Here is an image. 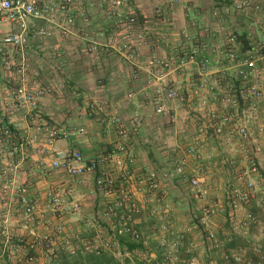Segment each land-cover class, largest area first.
Listing matches in <instances>:
<instances>
[{
	"label": "crops",
	"instance_id": "crops-1",
	"mask_svg": "<svg viewBox=\"0 0 264 264\" xmlns=\"http://www.w3.org/2000/svg\"><path fill=\"white\" fill-rule=\"evenodd\" d=\"M127 2L136 13L137 29L145 34V42L139 48L134 62L127 60L109 42L114 36L115 26L105 16L107 0H74L69 10L76 21L74 26H69L57 14L58 26H53L50 36L38 38L28 35L27 38L26 56L31 71L38 73L34 78L31 71L28 72L30 83L55 86L51 93L40 99L43 118L67 130L82 127L84 133L60 136L51 145L42 136L36 137L26 148L18 179L28 184L38 195V213L35 217L42 214L50 223L51 230L54 225H61L64 233L73 237V253L82 256L94 254L84 248V240L113 239L110 222L102 217V212L109 203L121 200L124 185L116 165L105 160L102 168L108 166L115 179L113 194L106 197L99 191L91 193L94 181L92 173H87L81 183H76L62 171L50 168L53 150H77L87 163L105 158L120 140L118 125L128 124L134 115L141 117L139 133L131 136L129 142L130 151L136 155V161L128 166L134 178V187L130 189L135 201L143 209L136 218L135 226L147 236V249L151 256H158L161 223L166 222L173 228L197 223L199 207L204 201L212 200L221 205L224 190L232 183L239 167L240 154L238 145L220 142L209 132L199 131L200 112L193 109L196 99L190 98L188 83V79L195 77V64H189L182 70L167 71L165 80L177 84L185 99L168 102L167 114L155 113L152 98L158 88V71L151 61L155 58H172L180 52L181 44L185 43L188 47L199 48V54L208 56L220 71L231 65L217 51L227 34H237L235 48H246L249 43L264 36V0H251L259 7L251 5L242 11L235 8L233 0ZM215 13L220 17H216ZM37 23L39 26L48 24L44 20H37ZM8 30V26H0V38ZM92 42L99 44L97 52L87 51V46ZM8 51L10 57L19 63L20 51ZM219 74H213L212 77L219 78ZM6 75L0 60V105L10 108L12 105L10 93L6 89ZM17 83V80L13 82L14 85ZM11 120L19 128L29 127V131L34 132L31 121L21 111H14ZM191 146L199 149L203 155L200 161L191 163L192 173L202 176L198 193L192 191L188 183L164 176L165 172L172 170L181 153ZM3 159L0 156V160ZM148 170L157 172L160 181L158 189L150 188L145 181L140 182ZM56 191L62 206L53 208L48 199ZM248 208L257 212L256 208ZM153 209L158 210L157 215L152 214ZM5 210V207H0V212ZM52 210L55 213L50 212ZM10 218V227L13 225L11 230L14 232L13 246L20 240L33 238L28 232L30 229L23 224L18 207L11 208ZM212 224L223 248L237 247L229 246L226 234L230 224L224 214L215 216ZM28 225L38 234L43 232L42 226H35L34 223ZM263 227L264 214L260 213L258 224L251 226L245 233L233 236H237L242 245L258 243L264 249ZM62 236H55L54 250L61 245ZM118 242L119 250H130L128 256H119L116 250H102L94 256L106 257L116 264H148L147 255L143 252L145 247L129 249L128 243H132V240L127 237L118 239ZM48 253L38 245L34 264H48L52 256ZM23 256L24 252L17 253L14 249L5 252L0 240V264H18ZM219 258V252L208 249L204 233L195 227L185 235L179 260L175 264H191L192 260L194 264H219Z\"/></svg>",
	"mask_w": 264,
	"mask_h": 264
},
{
	"label": "built area",
	"instance_id": "built-area-1",
	"mask_svg": "<svg viewBox=\"0 0 264 264\" xmlns=\"http://www.w3.org/2000/svg\"><path fill=\"white\" fill-rule=\"evenodd\" d=\"M237 10H245L253 5L251 0H233ZM74 0H0V26H8L9 30L0 38V60L6 75V89L10 93L12 107L0 105V235L5 248H11L13 233L10 229L11 208L18 207L25 227L30 223L43 228L38 234L33 228L28 232L33 238L24 242L27 251V263L36 261L35 250L44 244L48 250L55 245V236H62L61 246L73 253V237L63 231L61 225H54L52 233L50 223L36 211L38 195L31 187L20 182L18 172L22 168L26 148L36 137H43L49 145L60 136L69 133L83 134L84 128L73 127L67 130L45 120L39 107L40 99L51 93L55 86L30 83L28 72L31 71L26 51L28 35L46 38L53 33V26H58L57 14H60L69 26L75 25V18L69 14ZM105 16L113 21L114 36L109 40L112 47L127 60L134 62L139 48L145 42V34L137 29V16L127 0H107ZM216 17H220L215 13ZM86 20V17H84ZM37 20L48 24L39 26ZM237 34L231 32L225 36L221 47H217L226 59L229 67L218 70L208 56L200 55L199 48L181 44L180 52L172 58H155L151 63L158 71V88L153 96L156 114L168 113V102L184 100L183 91L175 83L165 80L169 69L182 70L189 64H195V77L188 79L190 98H195L193 109L200 112L199 131L209 132L216 140L227 144H236L239 150L238 168L231 184L224 190L223 203L218 205L206 200L199 207L200 216L197 223L173 228L168 223H161L158 238L159 255L151 256L148 239L136 228V218L142 214V206L135 201L131 191L133 176L128 166L136 161V155L130 151L131 136L139 133L141 117L134 115L128 124H119L117 134L119 142L105 158L89 163L81 152L63 148L53 150L50 168L60 170L76 183H81L87 173L94 175L90 192H101L110 197L113 194L115 179L109 167L102 168L106 160L116 165L122 184L121 200L109 203L102 212V217L110 222L114 232L113 239H90L83 242L85 248H93V252L116 250L119 256H128L130 250H119L117 235L129 234L133 240L140 242L148 264H175L180 257L185 235L197 227L204 233L208 249L219 252L221 264H264V249L258 243L241 245L225 249L218 241L212 221L218 214H224L230 224L226 234L228 241L234 234L245 233L251 226L259 223V214H264V36L256 42L249 43L246 48H235ZM98 43L92 42L87 51L97 52ZM233 45V46H232ZM203 47V46H201ZM18 49L21 54L19 63L9 55L8 50ZM34 78L37 72H32ZM220 73V74H219ZM219 74V78L212 77ZM17 80L16 85L13 82ZM19 110L31 121L34 132L29 127L19 128L12 120L14 111ZM129 125V126H128ZM203 155L196 147H188L178 157L172 170L165 172V177H172L179 182L188 183L191 190L199 192L202 176L193 174L191 163L200 161ZM233 165V163H230ZM145 181L152 189H158L159 176L154 170H148L140 180ZM204 194V193H202ZM50 203L54 208L61 207L59 193L52 192ZM256 208L257 212L247 209ZM153 215L158 214L153 209ZM264 233V227L262 228ZM194 264L193 260L190 262ZM134 264V263H130Z\"/></svg>",
	"mask_w": 264,
	"mask_h": 264
},
{
	"label": "trees",
	"instance_id": "trees-1",
	"mask_svg": "<svg viewBox=\"0 0 264 264\" xmlns=\"http://www.w3.org/2000/svg\"><path fill=\"white\" fill-rule=\"evenodd\" d=\"M243 40L245 41V39ZM126 237L132 240V243H128L129 249H132L136 246H142L140 242L133 240L129 234L117 235V238L119 240H122ZM236 237L237 236L231 237V240L229 241V246L233 247V246H238V245L243 244L239 240V238H236ZM74 253H70L66 251V249L60 245L57 250H54L51 252L52 256H50V261L48 262V264H116L115 262H113V260L108 259L106 257H100V258L95 257L94 256L95 252L94 254L91 253L90 255H86V256H82L79 253L77 254H74ZM99 253H101V251ZM99 253H96V254H99ZM219 264H221V261L219 262Z\"/></svg>",
	"mask_w": 264,
	"mask_h": 264
},
{
	"label": "rangeland",
	"instance_id": "rangeland-1",
	"mask_svg": "<svg viewBox=\"0 0 264 264\" xmlns=\"http://www.w3.org/2000/svg\"><path fill=\"white\" fill-rule=\"evenodd\" d=\"M48 201H49V204L51 205V203H50V200L48 199ZM52 206V205H51ZM53 207V206H52ZM54 208V207H53ZM50 212H53V213H55V211L54 210H52V211H50ZM23 224H24V222H23ZM27 226V228H30L29 227V225H26ZM33 227H35V226H33ZM54 227V226H53ZM11 228H13V225L10 227V229ZM27 228H25V229H27ZM35 230V229H34ZM49 231L52 233V230H51V228H49ZM11 232L13 233V236H14V232H13V230H11ZM13 236H12V238H13ZM0 240H1V245H2V249L6 252V250H10V249H14V250H16L17 251V253H21V252H24V258L21 260V261H19L18 262V264H34V263H36V261H37V259H36V261H34L33 263H27L26 262V260H27V251L25 250V247H24V242H26V241H29V240H20V242H18V243H16L17 245H15V246H13V244H12V239H11V245H12V247L11 248H5L4 247V244H3V239H2V237H1V235H0ZM87 240V239H86ZM86 240H84L83 242H85ZM255 241H257V239H255ZM82 242V243H83ZM252 243V242H251ZM41 246H42V248L45 250V251H47V252H49L48 254H51V252L52 251H54V247H55V245H53L52 246V248L50 249V250H48L47 249V247L44 245V244H40ZM84 246V245H83ZM84 248H85V246H84ZM86 250H90V251H92L93 252V248H85ZM35 256H36V254H35ZM37 258V257H36Z\"/></svg>",
	"mask_w": 264,
	"mask_h": 264
}]
</instances>
